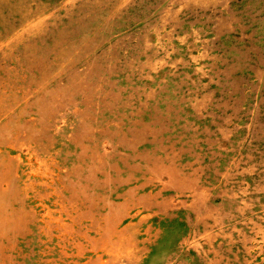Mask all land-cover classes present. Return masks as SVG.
Masks as SVG:
<instances>
[{"label":"rangeland","instance_id":"1","mask_svg":"<svg viewBox=\"0 0 264 264\" xmlns=\"http://www.w3.org/2000/svg\"><path fill=\"white\" fill-rule=\"evenodd\" d=\"M0 264H264V0H0Z\"/></svg>","mask_w":264,"mask_h":264}]
</instances>
